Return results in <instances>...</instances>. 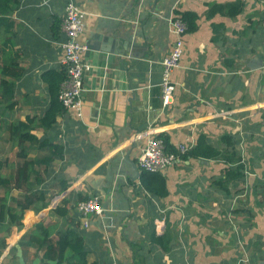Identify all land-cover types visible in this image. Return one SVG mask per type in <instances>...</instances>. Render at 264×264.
<instances>
[{
	"label": "crops",
	"instance_id": "0c3cea01",
	"mask_svg": "<svg viewBox=\"0 0 264 264\" xmlns=\"http://www.w3.org/2000/svg\"><path fill=\"white\" fill-rule=\"evenodd\" d=\"M235 1L0 0V73L4 65L19 72L5 78L10 101L0 98V197L2 181L10 184L22 162L17 153L41 162L39 181H30L48 205L24 211L21 227L32 233L41 223L39 235L54 240L75 228L78 245L57 241L59 263L85 251L86 264H264V0L243 2L233 18L206 16L211 5ZM68 2L84 12L81 41L91 65L80 116L58 107L51 93L65 77L60 20ZM175 10L197 14V30L184 36L164 107L161 60L174 41ZM254 59L260 67L251 69ZM17 123L45 145L11 138ZM160 134L174 148L192 147L202 135L219 150L221 136H234L242 180L223 192L215 182L226 168L221 161L181 157L158 173L167 195L151 196L137 159L148 137ZM53 196L59 201L50 207ZM92 199L103 212L84 217L76 205ZM22 234L6 239L3 264L34 259L35 249L27 254L17 244Z\"/></svg>",
	"mask_w": 264,
	"mask_h": 264
},
{
	"label": "trees",
	"instance_id": "16d2710c",
	"mask_svg": "<svg viewBox=\"0 0 264 264\" xmlns=\"http://www.w3.org/2000/svg\"><path fill=\"white\" fill-rule=\"evenodd\" d=\"M245 3L240 0H236L232 3L226 4H213L206 11V16L210 17L214 14H220L226 17H236L243 12ZM173 14L179 17L183 23L186 24L187 33H193L197 30V19L198 16L194 12H177L173 11ZM215 28V27H214ZM13 66H3L1 70L2 79L0 80V98L10 101L13 93L12 85L6 81L5 78H12L18 76L12 71ZM63 80V79H62ZM61 83V82H60ZM59 80H57L54 86H51V93L57 98V91L59 88ZM57 100V99H56ZM58 107H61L58 101H56ZM13 103H9L7 107H12ZM11 138H16L19 144L29 142L33 144L45 145V141H39L36 137L30 135L29 127L22 123H17L10 129ZM161 140L166 144V148L169 151L175 152L174 147L169 143V138L166 135H158ZM220 143L222 149L210 143L206 137L199 136L197 143L188 149L181 157L185 160L188 159H199V160H219L226 168L223 171V177L217 178L215 182L217 186L221 188L223 192H230L228 185L231 182L242 180L243 177V164L241 163L238 145L239 141L232 135H223L220 137ZM17 156L22 160L21 164L14 170V174L10 179V184L7 183L6 179L2 181L4 189V196L0 197V249L6 248V238L10 232V229L15 226L18 229L21 227V215L26 210H33L38 212L47 207L48 201L45 198V192L34 189L31 178L35 182L39 180V174L34 166L40 164V161H34L27 159L26 155L22 152L17 153ZM49 159H53V156L42 159V163H46ZM141 182L143 188L155 198H161L167 195L165 179L160 174H152L142 172ZM67 186H63L66 189ZM236 187V186H235ZM11 189L20 191V198H13L10 196ZM234 190L232 194L237 193ZM230 193V194H231ZM83 198H80L82 200ZM12 204V205H11ZM14 205V207H13ZM29 212L25 214V221H27ZM34 232L28 234L26 242L18 243V246L22 248L24 253L27 250L33 248L36 250L33 258H40L42 263L47 261L55 260L59 258V247L57 245L58 240H63L69 244H79L76 229L73 228L70 231L58 234V239L54 240L47 233L43 236L39 235V232L43 231L44 227L41 223H37L33 227ZM41 254V255H40ZM1 256V251H0ZM66 264H86V252L80 251L72 257L65 259Z\"/></svg>",
	"mask_w": 264,
	"mask_h": 264
},
{
	"label": "built area",
	"instance_id": "2783aa9c",
	"mask_svg": "<svg viewBox=\"0 0 264 264\" xmlns=\"http://www.w3.org/2000/svg\"><path fill=\"white\" fill-rule=\"evenodd\" d=\"M247 3L254 0H240ZM84 12L73 2H68L64 15L60 20V29L65 36L61 45L60 63L64 69L65 77L61 81L57 91V101L64 110L72 111L80 116L82 106L81 94L84 90L83 80L86 74L91 71V65L85 60V53L88 51V45L81 41V35L84 29ZM171 30L174 35V41L168 54L161 60V101L164 107L170 105L175 86L172 83V71L178 67L183 53L184 36L187 33L186 24L175 16L170 19ZM150 135V131H148ZM191 146L187 144H178L175 152L169 151L163 140L149 136L141 153L137 159L138 167L142 172L158 174L167 166L179 162L181 155ZM59 196H53L49 203L50 207L58 204ZM76 209L86 217L87 214L101 215L103 208L97 199L81 201L77 203ZM88 222H83V227H88ZM112 264H118L113 261Z\"/></svg>",
	"mask_w": 264,
	"mask_h": 264
},
{
	"label": "rangeland",
	"instance_id": "374dc122",
	"mask_svg": "<svg viewBox=\"0 0 264 264\" xmlns=\"http://www.w3.org/2000/svg\"><path fill=\"white\" fill-rule=\"evenodd\" d=\"M16 196L15 197H13V198H20L21 197V195L20 194H18V193H16L15 194ZM12 205V204H11ZM13 207H14V205H13ZM22 222V221H21ZM28 231H30V229H26V228H24L23 226L21 227V230H19L17 227H15V226H13L11 229H10V232H9V234H8V236H7V242H9V244H10V242L12 241V238L14 237L13 235L11 236V234H16V233H18V234H21V233H23L19 238H18V243H20V242H26V240H27V237H28ZM31 233V232H30ZM0 236H1V233H0ZM6 241V240H5ZM17 243V244H18ZM15 245V244H14ZM14 245H12L11 247H13ZM6 247H7V245H6ZM0 251H1V249H0ZM14 251V250H13ZM12 251V253L14 254V252ZM35 252H36V250H35ZM27 254H29V253H27ZM41 255V254H40ZM30 256H32V254H30ZM0 264H3L1 261H0Z\"/></svg>",
	"mask_w": 264,
	"mask_h": 264
},
{
	"label": "water",
	"instance_id": "95a60500",
	"mask_svg": "<svg viewBox=\"0 0 264 264\" xmlns=\"http://www.w3.org/2000/svg\"><path fill=\"white\" fill-rule=\"evenodd\" d=\"M256 60L254 59L253 60V66H250L251 69H256L257 67H260V65H257L256 63ZM20 249V247H19ZM21 250V249H20ZM22 252V251H21ZM19 258V264H27L25 261H24V257H22V255H19L18 256ZM28 264H44L41 262V259L38 257V258H34L30 263ZM45 264H63V263H59V259H55V260H50V261H47V263Z\"/></svg>",
	"mask_w": 264,
	"mask_h": 264
}]
</instances>
